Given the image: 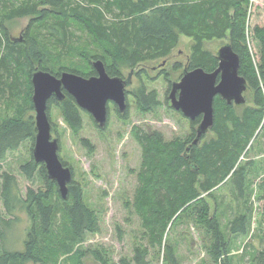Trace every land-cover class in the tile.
<instances>
[{
	"label": "trees",
	"instance_id": "trees-1",
	"mask_svg": "<svg viewBox=\"0 0 264 264\" xmlns=\"http://www.w3.org/2000/svg\"><path fill=\"white\" fill-rule=\"evenodd\" d=\"M249 1L0 0V106L4 101L6 107L14 112L12 117L0 121V162L5 160L8 152L17 151L27 141L34 147L37 129L32 75L36 70L48 71L56 76L71 72L89 78L96 75L93 62L101 60L111 77H122V68H135L168 58L178 44L179 35L184 34L196 42L187 68H202L211 72L218 67L219 61L217 56L203 49L204 41L213 37H228V43L241 59L239 73L247 80L249 91L254 93V106L229 105L217 97L214 103L215 123L211 129L216 138L190 150L187 149L196 134L194 126L200 120L192 121L193 135L187 148L186 143L180 140L167 142L162 133L149 125L135 127L133 136L143 150L140 180L142 192L144 188L145 192L141 199L143 212L150 219L152 242L162 246L168 224L188 205L197 223L204 226L211 236L214 260L218 264H232L229 244L217 216L212 215L208 200L215 199L214 190L221 184L228 181L234 183L235 180L239 196H243L248 168L236 167L250 142L253 140V146L264 129V27H254V37L261 47L256 65L247 39L245 6L249 5ZM230 10H234L233 15ZM24 17L32 18L30 26L24 40L14 41L9 37L5 20ZM39 27L42 30L39 31ZM76 29L89 37L85 47L78 51L84 66L62 64L57 67L50 56L56 47L50 46V43L71 52L74 43L80 40ZM37 30L41 34H37ZM35 33L40 37L33 36ZM128 93L134 95L143 113L153 112L161 105L157 92L148 91L143 83L130 92L128 90ZM53 105L62 110L65 121L74 131L81 130V109L72 96L66 93L62 102L51 98L48 110ZM238 107L243 108L241 113L237 112ZM128 112L121 116L127 117ZM20 170L29 180L35 174L41 175L47 189H29L23 197L14 175L7 172L0 175L4 208L12 218L5 220L0 215V226L5 227L4 232H0V238L13 223L20 221V214L25 213L30 219L24 233V250L10 251L0 246V264H49L51 253L59 255L56 248L60 240L56 224L58 213L63 214L64 233L70 242L83 241L87 233L100 231L97 214L85 205L83 192L74 181L69 185L67 198L63 199L56 182L48 178L45 164L36 163L31 158ZM259 187L264 191V182ZM54 196L59 202L57 207L50 201ZM245 219L248 222V218L241 216L236 224L245 227ZM234 226L235 234L245 235L244 228ZM63 247L68 253L73 251ZM165 252V261L177 264L173 248L167 246ZM89 255L100 264H116L104 258L99 251L82 248L77 249L63 264H88L84 260ZM53 261L56 264V260ZM254 262L264 264V249L257 253ZM119 264L150 263L147 252L137 249L131 261L124 259Z\"/></svg>",
	"mask_w": 264,
	"mask_h": 264
},
{
	"label": "rangeland",
	"instance_id": "rangeland-1",
	"mask_svg": "<svg viewBox=\"0 0 264 264\" xmlns=\"http://www.w3.org/2000/svg\"><path fill=\"white\" fill-rule=\"evenodd\" d=\"M245 8L248 17V46L257 65L261 47L254 37V27H264V0H250ZM233 12L234 10H230L232 15ZM31 19L24 17L5 20L9 37L14 41L24 40ZM39 31L37 30V34ZM76 32L80 40L74 43L71 52L64 51L56 43H50V46L56 47L50 52V56L57 67L62 64H74L79 68L84 66L78 51L85 47L89 37L86 33L82 35L80 29H76ZM226 34L229 35V32ZM41 38L44 37L41 35ZM195 43L194 38L180 34L178 44L168 58L144 63L135 68H122L124 78L134 71L129 92L142 83L148 91L157 92L161 105L153 112H141L134 95L128 93L127 117L121 116L115 105L110 104L108 125L105 129H99L93 117L88 112L80 110L82 128L80 131H74L65 121L58 106L53 105L48 110L54 128L52 137L58 139L61 147L60 159L70 167L75 185L83 192L85 205L97 214L100 223L98 233H87L83 241L70 242L64 233L66 231L63 214L58 213L56 224L60 240L57 241L56 248L59 255L51 253L49 264H55L53 259L56 260V264H63L81 248L91 252L99 251L104 258H109L116 264L124 259L131 261L137 249L147 252L150 264H171L165 261L167 246L173 248L177 264H218L211 255V236L204 226L197 223L188 205L184 206L168 224L162 246L152 242L150 219L144 214L142 203V195L145 192V188L142 192L140 180L143 150L133 136L135 127L149 125L153 130L162 133L167 142L180 140L186 143L185 148L191 143L190 138L193 135L191 121L172 107L169 94L172 84L181 80L183 71L193 55ZM227 43L228 37H213L204 41L203 49L217 56L218 50ZM253 96L252 91H247L245 94L247 103L242 106L253 107ZM242 110L243 108L238 107L237 112L241 113ZM13 114V110L7 108L3 101V105L0 106V121L12 117ZM259 136L253 146V140L250 142L236 167L248 168L245 178L247 185L243 196H239L240 190L234 179L235 184L231 181L221 184L214 190L215 199L208 200L212 215L217 216L229 244L232 264H256L254 260L257 253L264 249V191L259 187L264 182V129ZM215 138L216 133L210 131L202 139L200 146ZM33 149L32 143L27 141L17 151L8 152L5 160L0 162V175L5 172L14 175L23 197H26L29 189L35 191L47 189L41 175L35 174L33 179L29 180L20 170L22 165L33 158ZM1 183L0 180V215L5 220H12L4 208ZM50 201L56 207L59 204L55 196ZM193 204L195 203L191 205ZM241 216L248 218V222L245 219V227L236 224ZM29 224L30 219L26 214H20V221L13 223L0 238V246H5L10 251H23L24 233ZM234 224L240 229L244 228L245 235L235 234ZM0 229H2L0 232H4L5 227L0 226ZM63 246L73 251L68 253ZM84 261L88 264H100L91 255Z\"/></svg>",
	"mask_w": 264,
	"mask_h": 264
},
{
	"label": "water",
	"instance_id": "water-1",
	"mask_svg": "<svg viewBox=\"0 0 264 264\" xmlns=\"http://www.w3.org/2000/svg\"><path fill=\"white\" fill-rule=\"evenodd\" d=\"M218 67L211 72L202 68L188 70L185 68L179 82L172 84L169 99L172 107L182 113L190 121L202 116L196 129V136L187 150L201 143L215 123L214 103L217 97L229 105L242 106L247 103L245 94L249 91L247 80L240 75V56L233 50L230 43L222 46L217 52ZM96 76L89 78L63 72L56 76L48 71L36 70L32 75L33 97L35 110L36 139L33 159L36 163L45 164L48 178L56 182L59 193L66 199L69 185L73 181L70 167L60 159V143L53 138V125L48 115V101L55 98L62 102L66 93L72 96L77 106L88 112L99 129L108 125V105L115 104L121 115L128 109L127 89L132 86V70L126 79L111 77L103 61L93 62Z\"/></svg>",
	"mask_w": 264,
	"mask_h": 264
},
{
	"label": "flooded vegetation",
	"instance_id": "flooded-vegetation-1",
	"mask_svg": "<svg viewBox=\"0 0 264 264\" xmlns=\"http://www.w3.org/2000/svg\"><path fill=\"white\" fill-rule=\"evenodd\" d=\"M189 70V69H188ZM96 76V75H95ZM123 79H126V78H124L123 77ZM129 89V88H128ZM128 89H127V91H126V93H127V97H128ZM126 101H127V99H126ZM110 104H113V103H110ZM109 104V105H110ZM109 105H108V111H109ZM115 105V104H114ZM127 105H128V108H129V104L127 103ZM115 107L118 109V107L115 105ZM127 111H128V109H127ZM119 112V111H118ZM120 114V113H119ZM121 115V114H120ZM196 121L197 120H200L198 123H197V127H198V125L201 123V121H202V116H200V117H198V118H196L195 119ZM109 121V120H108ZM194 121V120H193ZM191 124H192V121H191ZM197 127H195V130L197 129ZM195 136H196V134H195Z\"/></svg>",
	"mask_w": 264,
	"mask_h": 264
}]
</instances>
